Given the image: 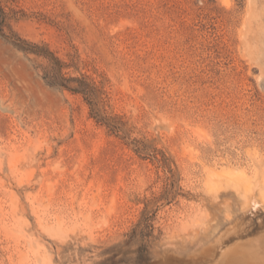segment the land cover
Here are the masks:
<instances>
[{"label":"rangeland","instance_id":"1","mask_svg":"<svg viewBox=\"0 0 264 264\" xmlns=\"http://www.w3.org/2000/svg\"><path fill=\"white\" fill-rule=\"evenodd\" d=\"M0 7V264H264V0Z\"/></svg>","mask_w":264,"mask_h":264},{"label":"trees","instance_id":"2","mask_svg":"<svg viewBox=\"0 0 264 264\" xmlns=\"http://www.w3.org/2000/svg\"><path fill=\"white\" fill-rule=\"evenodd\" d=\"M0 10L4 13L1 7ZM17 46H19L26 52H33L35 54L43 55L49 58V60L51 61V65L47 72V76L51 79L52 83L76 92H84V87L82 85L84 80L79 77L65 76V74L62 72L64 65L63 61L58 56H56L51 50L44 46L29 43L25 40H21L20 43H17ZM70 82H78L79 85L76 87H71Z\"/></svg>","mask_w":264,"mask_h":264},{"label":"bare ground","instance_id":"3","mask_svg":"<svg viewBox=\"0 0 264 264\" xmlns=\"http://www.w3.org/2000/svg\"><path fill=\"white\" fill-rule=\"evenodd\" d=\"M245 188H246V187H245ZM248 189L250 190V188H248ZM249 190H248V191H249ZM252 199H253V198H252ZM254 199H255V198H254ZM254 202H255L256 204H257V203H260V201H259V202H258V201H254Z\"/></svg>","mask_w":264,"mask_h":264}]
</instances>
